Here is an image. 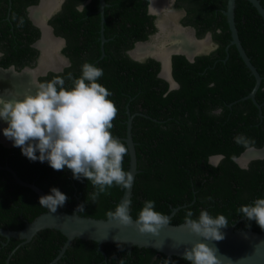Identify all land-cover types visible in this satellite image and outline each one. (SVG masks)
<instances>
[{
    "label": "trees",
    "instance_id": "1",
    "mask_svg": "<svg viewBox=\"0 0 264 264\" xmlns=\"http://www.w3.org/2000/svg\"><path fill=\"white\" fill-rule=\"evenodd\" d=\"M37 1L12 0L10 20L14 23H0V44L10 56L18 49L27 62L34 60L36 52L31 43L37 40L39 31L31 25L24 8ZM148 2L105 0L103 35L107 40L101 43L98 0H64L50 23L54 34L66 41L62 53L70 64L60 73H47L41 83L61 76L65 86L70 87L68 74L78 78L85 62L103 69L98 82L112 93L109 99L118 108L111 132L121 141L131 115L130 132L138 170L130 198L129 213L134 219L144 202L153 200L155 210L166 216L172 207H179L170 217L171 224L184 223L189 209L193 219H198L201 210H207L213 217L224 215L229 222L227 227L234 224L239 229L260 232L263 229L238 210L264 198V158L251 160L246 168L240 167L235 158L249 147L264 145V21L248 0H235L234 22L240 43L261 77L254 94L258 108L246 97L255 78L235 46L228 45L230 32L223 13L226 0H175L177 7L186 11L183 25L194 27L197 37L210 32L216 48L195 56L193 61L182 54L172 55L171 75L178 84L173 89L159 76L157 60L148 57L139 61L125 52L155 31L152 17L147 14ZM259 2L264 8V0ZM79 5L84 6L83 11ZM12 25L15 35L9 30ZM5 58H0L3 67L11 62V57ZM238 135L243 136L244 143L235 142ZM214 155L222 156L216 164L209 162ZM128 161L127 153L123 160L125 171ZM4 166L46 194L53 187L58 188L68 197L58 208L69 213L76 209L87 217L108 219L106 212L115 211L123 191L122 187L113 186L93 202L96 189L86 178L74 179L67 167L54 170L47 161H31L19 147L0 142L3 228L19 229L47 208L39 204L36 192L18 184ZM81 204L84 212L78 211ZM64 241L65 236L54 229L41 230L24 244L20 239L0 236V264H50ZM165 259L174 264H190L177 256L169 259L151 248L132 246L128 250L123 244L103 243L99 249L97 242L79 238H74L52 264H165Z\"/></svg>",
    "mask_w": 264,
    "mask_h": 264
},
{
    "label": "clouds",
    "instance_id": "2",
    "mask_svg": "<svg viewBox=\"0 0 264 264\" xmlns=\"http://www.w3.org/2000/svg\"><path fill=\"white\" fill-rule=\"evenodd\" d=\"M79 10L83 11L84 6ZM19 26H23L22 18ZM103 74L102 68L85 62L78 78L68 74L72 81L70 87L65 86L63 77L56 76L40 83L34 93H22V97L9 99L0 96V120L7 123L3 129V140H11L13 146L19 147L31 161H47L57 171L67 167L74 179L86 178L96 189L92 194L93 202L113 186L131 189L134 180L133 174L123 168L129 149L111 132L118 108L109 99L112 93L98 82ZM234 140L238 144L244 143L242 135L234 137ZM67 199L66 194L53 187L50 194L40 197L39 204L55 213ZM130 205L128 199L121 201L115 211L106 212L108 220H117L122 225L131 224ZM78 211H85L83 204L78 206ZM238 211L264 229V198L242 205ZM192 217V210H187L185 225L192 232L204 240L224 239L220 229L229 224L224 215L213 217L207 210H201L198 219ZM135 223L140 232L159 235L160 228L169 225L171 219L155 210V201L146 200ZM217 253L216 247L197 241L185 249L183 259L190 264H225ZM227 261L231 264L230 260ZM165 264L174 262L165 259Z\"/></svg>",
    "mask_w": 264,
    "mask_h": 264
},
{
    "label": "water",
    "instance_id": "3",
    "mask_svg": "<svg viewBox=\"0 0 264 264\" xmlns=\"http://www.w3.org/2000/svg\"><path fill=\"white\" fill-rule=\"evenodd\" d=\"M47 0H42L41 4L45 3ZM151 1V0H150ZM259 13L264 21V8L260 4L259 0H248ZM40 4V5H41ZM57 6V4H56ZM55 6V7H56ZM106 6L105 0H98V12L100 14V32L101 38L104 39L103 35V22L104 16L103 11ZM234 7L235 0H226V7L223 11L228 29L230 32V40L228 45H234L239 56L244 62L245 66L248 68L250 73L255 78V85L253 89L248 93L246 97H250L253 103L260 108V105L256 102L254 94L256 89L259 87L261 80L260 75L257 70L251 63L249 57L244 51L237 33L234 22ZM185 31L190 32V37L194 41L204 40L207 42V47L205 49L198 50L192 54H187V51H170L166 58L167 70L163 73V66L160 76L169 82L170 89L177 88L178 84L175 82L171 75V65H170V56L171 54H182L188 60L193 61L194 57L201 54H207L215 47V44L210 40V34L206 33L203 38H198L194 35V32L189 27H180ZM163 32V31H162ZM163 44V43H162ZM161 44V45H162ZM136 45H139L136 44ZM141 45V44H140ZM162 46H165L163 44ZM133 54V53H132ZM150 54H148L149 56ZM133 58L137 60H143V55L136 57L132 55ZM158 60L163 65L161 59ZM131 127V115L128 116L126 124V132L122 138L128 147V169L127 171L133 174L137 173V160L134 148V142L131 137L130 132ZM3 128H0V137L3 140ZM5 137V136H4ZM9 139L6 138V141ZM5 141V140H3ZM247 153H250L247 157L243 156ZM222 158L221 155H214L209 158V162L216 164ZM264 158V145L260 148L249 147L245 149L238 157L235 158V161L242 168H246L248 163L253 159ZM4 169L9 171L13 176L14 180L25 187L32 189L40 197L46 195V193L36 186L33 182L22 180L18 177L16 172L9 166H5ZM134 181V180H133ZM133 185V183H132ZM132 195L131 189H123L121 197L118 201V204L128 199L130 200ZM179 207H172L171 212L167 215L169 218L174 214V212ZM130 214V213H129ZM131 216V215H130ZM132 223L129 225H122L117 220H108V219H99L93 217H87L79 215L74 209L72 212H65L57 208L55 213L49 211L46 208V211L37 215L33 220L27 221L24 223L23 227L19 229H9L3 228L0 226V236L9 239H20L21 244L28 242L36 233L44 229H54L58 230L65 236V241L56 256L50 264L56 261L65 250V248L72 242L74 238H79L82 240H93L97 242L98 248L100 249L103 243H116L123 244L128 250L132 246L142 247V248H151L156 252L164 254L167 258L171 259L172 256H177L183 258L186 248H191L192 245L197 241H203L208 243L210 246H214L218 249L217 255L221 258L222 261H225V264H228L227 260L231 261V264H264V229L260 232L252 231L248 229H239L230 225L227 228H221L220 231L224 235V239L220 241L215 240H204L203 237L195 234L191 229L184 223L180 224H169L160 228L159 235H153L147 232H140L135 220L132 216Z\"/></svg>",
    "mask_w": 264,
    "mask_h": 264
},
{
    "label": "flooded vegetation",
    "instance_id": "4",
    "mask_svg": "<svg viewBox=\"0 0 264 264\" xmlns=\"http://www.w3.org/2000/svg\"><path fill=\"white\" fill-rule=\"evenodd\" d=\"M41 1L42 0H38L34 4L26 5L24 8L26 17L29 19L31 25H33L39 31V37L37 38V40H35L34 42L31 43V47L34 48V50L36 52V54L33 55L34 60L27 62L28 59H26L25 54L22 52H19L18 49H15L16 53L10 56L6 51L7 48L3 47V45L0 44L1 45L0 46V58H5L7 56L11 57V62H9L6 66L3 67L0 65V96H5L4 97L5 99L12 98L13 96L22 97V95L25 93H34L37 90L38 85L41 83L40 79H42L45 75H47V73H55V74L60 73L63 71V69L65 67L69 66V64H70L68 58L65 57L64 54L62 55L63 57L58 56V57L53 58V55L51 56L48 53L47 49L41 47L42 40L44 38V32H43L44 29H46L48 31V37L54 39L55 41H57V43L60 42L61 50H63V48L66 45V41L63 37L56 36L54 34V27L50 23V20L53 19L61 10V7L64 3V0H53L50 12H48L46 15H44L41 23H37L33 19L32 13H34L36 10H38V8H41L45 5V3L41 4ZM164 1H165V5L158 11L151 10V6H150L151 1L148 2L147 14L152 17V23H153V27L155 28V31L153 33H150L147 36L146 40L136 41L134 43V45L129 50L125 51L129 55V57H131L132 59H135L132 57V55H134L136 57L141 56L138 53H136L137 50H139V52H143L145 54H151V53H149L150 51H148L149 48H152V47L153 48H161V46L163 44H165V46H162V48L168 47L169 46V40H170L168 33H169V30L171 29V27H173V26H178L179 28L180 27H189L193 30L194 35L196 36L194 27H192L190 25H183V23H182V19L186 16L185 9L182 7H177L175 0H164ZM56 4H57V6H56ZM81 6L82 5H79L78 9H80ZM12 10H13L12 0H0V23L1 24L6 25V24L14 23L12 20H10L11 16L13 17ZM173 12H178L177 13L178 19H177V21L175 20L172 23L171 19H170V21H168L166 18L168 15H170ZM14 16L16 17V13H14ZM161 21L166 26L163 29H161L160 25H159L161 23ZM167 27H169V30L166 29ZM9 30L12 32L13 35H15L13 33L14 32L13 25L10 26ZM99 32H100V30H99ZM209 34H210V40L212 41V43H214L212 40L210 32H209ZM162 37L164 38L163 41H162V39H160ZM99 38L101 40V43H103L104 41L107 40L105 37L102 40L101 32H100ZM57 43L54 46L56 53H57V48H59V46H57ZM138 43H139V45H136ZM101 48H102V46H101ZM173 52H175V51H173ZM172 55H174V54H171V56H170V65H171ZM15 56H18V57L15 59L14 58ZM144 57L145 58H143V59H146L149 57V58H153V59L157 60L160 63V70H159V76H160L163 65L158 60V57L155 55H149V56L146 55ZM56 58H58V60H56ZM5 59H8V58H5ZM52 60H54V62H55L54 66L46 67L47 63L49 61H52ZM14 61H21V62H25L27 64L19 65V64L15 63ZM9 76H10V78L8 79ZM17 83H19L20 86ZM10 84H12L13 86H11ZM168 84H169V82H168ZM169 86H170V84H169ZM13 87L14 88L19 87V88L16 90V93H14L12 95L9 93V89L13 88ZM0 142L5 146H13V142L11 140H9V142H8V140L2 141L1 137H0ZM21 153H22V151H21ZM243 158H245V157L243 156Z\"/></svg>",
    "mask_w": 264,
    "mask_h": 264
},
{
    "label": "bare ground",
    "instance_id": "5",
    "mask_svg": "<svg viewBox=\"0 0 264 264\" xmlns=\"http://www.w3.org/2000/svg\"><path fill=\"white\" fill-rule=\"evenodd\" d=\"M52 2H53V0H47L43 7L38 8V10H36L34 13H32L33 19L37 23H41L42 20H43L44 15H46L48 12H50ZM164 5H165V1L164 0H151V5L150 6H151V10L158 11ZM166 19L168 21H170L169 17L166 18ZM159 25H160L161 29L164 28V23L162 21H161V23ZM43 32H44V38L42 40L41 47L42 48H48V53L50 54L51 50L54 49V46L56 45L57 41H55L54 39L48 37V31L46 29H44ZM168 36L170 37L169 46L168 47L162 48V46H161V48H153L152 47V48L148 49V51H150L149 53L157 56L159 59L162 60V62H163V71L162 72L163 73H165L166 70H167L166 58H167V55H168V53L170 51H187L186 53L190 55V54H192L194 52H197L198 50L205 49L207 47V45H208L207 42H205L204 40L194 41L190 37V32L189 31H185V30L179 28L178 26L171 27V29L169 30ZM50 48H51V50L49 51ZM136 53H138L141 56L145 54L143 52H139V50H137ZM54 64H55V62H54V60H52L51 62L47 63L46 67H52V66H54ZM17 84L20 86L19 83H17ZM10 85L13 86L12 84H10ZM18 88H14V87L10 88L9 89V93L13 95L14 93H16V90ZM2 97H5V96H2ZM4 126L7 127V123L5 121H3V120H0V127L3 128ZM249 154L250 153L245 154L244 157H247Z\"/></svg>",
    "mask_w": 264,
    "mask_h": 264
},
{
    "label": "rangeland",
    "instance_id": "6",
    "mask_svg": "<svg viewBox=\"0 0 264 264\" xmlns=\"http://www.w3.org/2000/svg\"><path fill=\"white\" fill-rule=\"evenodd\" d=\"M177 13H178V12H173V13H171L170 15H168L167 18L169 17V19H171L172 22L175 21V20L177 21V19H178V17H177ZM167 22H168V21H167ZM164 27H166V26L164 25ZM166 29H169V28L167 27ZM160 39H162V41L164 40L163 37L160 38ZM57 46H59V48H57V53L55 52V48L52 49V50H51V48L49 49V51L51 50L50 55L52 54V55H53V58H54V57H58V56L63 57V56H62L63 53H62V50H61V48H60V47H61L60 42L57 43ZM45 49L48 50V48H45ZM52 55H51V56H52ZM146 55H148V54L143 55V58H145L144 56H146ZM150 55H153V54H150ZM51 58H52V57H51ZM143 58H141V59H143ZM56 60H58V58H56ZM49 62H51V61H49Z\"/></svg>",
    "mask_w": 264,
    "mask_h": 264
}]
</instances>
